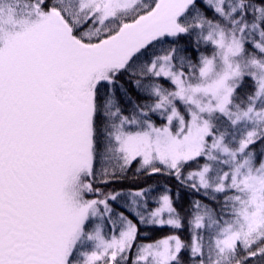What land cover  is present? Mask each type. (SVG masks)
<instances>
[{
    "label": "snow or ice",
    "instance_id": "obj_1",
    "mask_svg": "<svg viewBox=\"0 0 264 264\" xmlns=\"http://www.w3.org/2000/svg\"><path fill=\"white\" fill-rule=\"evenodd\" d=\"M0 264H264V0H0Z\"/></svg>",
    "mask_w": 264,
    "mask_h": 264
},
{
    "label": "trees",
    "instance_id": "obj_2",
    "mask_svg": "<svg viewBox=\"0 0 264 264\" xmlns=\"http://www.w3.org/2000/svg\"><path fill=\"white\" fill-rule=\"evenodd\" d=\"M165 232H167V229H164L162 231L153 232L150 234L149 238H156L157 236L163 235Z\"/></svg>",
    "mask_w": 264,
    "mask_h": 264
}]
</instances>
